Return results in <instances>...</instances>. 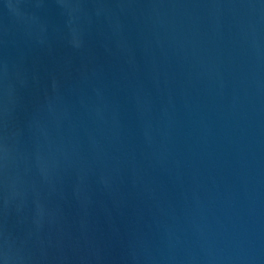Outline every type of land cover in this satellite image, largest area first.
Returning a JSON list of instances; mask_svg holds the SVG:
<instances>
[{
    "label": "water",
    "instance_id": "95a60500",
    "mask_svg": "<svg viewBox=\"0 0 264 264\" xmlns=\"http://www.w3.org/2000/svg\"><path fill=\"white\" fill-rule=\"evenodd\" d=\"M0 264H264V0H0Z\"/></svg>",
    "mask_w": 264,
    "mask_h": 264
}]
</instances>
